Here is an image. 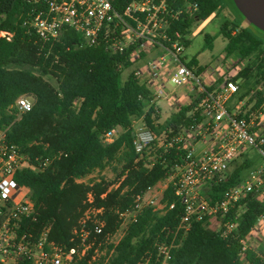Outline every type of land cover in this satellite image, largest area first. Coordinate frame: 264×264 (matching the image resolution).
<instances>
[{"label": "built area", "instance_id": "2783aa9c", "mask_svg": "<svg viewBox=\"0 0 264 264\" xmlns=\"http://www.w3.org/2000/svg\"><path fill=\"white\" fill-rule=\"evenodd\" d=\"M24 1L29 6L25 25L40 42L55 41L65 30H74L83 38L81 47L103 45L123 60L121 67L145 89L140 97L144 116L134 119L130 127L137 162L149 170L166 167L160 183L164 190L173 188L184 210L172 241L156 246L157 264L170 263L194 223H217L216 232L223 239L238 233L249 198L264 203V77L250 92L242 91L241 75L250 59L238 51L224 50L213 63L201 64L198 58L197 64L191 63L195 58L188 59L185 52L188 39L198 34L196 26L180 30L176 24L195 17L198 1L131 0L122 7L116 0ZM208 20H196V24ZM0 36L12 37L6 32ZM235 98L237 105L230 108ZM17 108L28 113L33 103L24 97ZM184 109H188L186 117L177 128L162 127ZM149 113L159 130L148 124ZM9 130L0 129V264H79L91 250L96 254L115 237L119 242L145 209L165 213L167 205L147 198L152 188L138 195L130 208L118 212L119 226L113 234L104 235L103 209L91 205L73 231L74 246L50 240L48 228L35 236L26 227L37 219L33 192L17 176L27 170L43 172L61 154L33 158L9 140ZM120 135V128H113L104 134L103 142L113 143ZM249 149L257 153L260 164L254 165L246 156ZM241 159L253 165L245 171L248 174L213 200V187L227 182ZM85 179L78 182L86 183ZM88 202L92 204V195ZM174 207L175 203L169 209ZM239 244L243 264H264V212Z\"/></svg>", "mask_w": 264, "mask_h": 264}, {"label": "trees", "instance_id": "16d2710c", "mask_svg": "<svg viewBox=\"0 0 264 264\" xmlns=\"http://www.w3.org/2000/svg\"><path fill=\"white\" fill-rule=\"evenodd\" d=\"M130 1L116 0L115 4L122 7ZM197 1L199 9L195 17L177 23L176 28H192L196 20H207L225 8L223 0ZM236 10L240 16L222 28V34L229 40L225 50L238 51L250 59L241 75L242 84L259 69L257 85L264 77V58L259 62L254 54L262 41L246 28L232 35L233 29L248 21L240 9ZM28 11L24 0H0V33L12 35L10 40L0 36V129L10 127L9 140L33 158L61 154L45 171H23L17 180L31 188L38 210L36 221L26 227L35 236L48 228L50 240L72 247L73 231L91 205L103 209L104 235L113 234L119 226L118 212L130 208L138 195H144L164 180L167 169L157 165L149 170L137 162L130 127L144 113L145 104L140 97L145 95V89L133 76L123 79V60L109 54L103 45L81 47L82 36L71 29L55 41L40 42L25 25ZM230 24L234 27L231 30ZM209 45L212 47L213 41ZM191 63L198 61L195 58ZM29 68L42 74L37 75ZM44 76L54 78L57 86ZM24 97L33 100V109L22 114L17 102ZM187 111L173 116L162 127L177 128ZM146 120L159 130L152 125L151 113ZM113 128H121L123 132L113 143H104V134ZM113 163L121 166L117 181L78 182ZM251 167L252 163L245 162L227 182L214 186L213 200L221 198ZM115 185L118 187L111 189ZM89 195L93 197L92 204L88 202ZM162 201L167 205L165 213L145 209L139 221L129 227L108 264H139L150 255L155 260L156 244L172 241L184 210L171 187L166 189ZM173 203L174 209H169ZM247 206L239 221V232L230 239L221 238L208 220L194 223L182 245L173 251L169 264H243L239 239L264 212V203L253 197ZM94 250L79 264H88ZM248 258L253 259L252 254Z\"/></svg>", "mask_w": 264, "mask_h": 264}, {"label": "rangeland", "instance_id": "374dc122", "mask_svg": "<svg viewBox=\"0 0 264 264\" xmlns=\"http://www.w3.org/2000/svg\"><path fill=\"white\" fill-rule=\"evenodd\" d=\"M223 3L225 5V8L219 15H213L209 18L207 22L200 23L199 25L196 24L195 26V32L198 34L194 38H190L187 41L186 45V52L185 55L188 59L198 58L199 62L201 64L210 63L213 61H216L218 58H221L223 56V53L225 52V48L229 43V40L224 37L222 34V28L224 27L225 23L232 22L233 19L238 18V12L236 9H239L237 3L235 0H223ZM233 27L232 24H230L229 29L231 30ZM250 29V24L243 23L240 28H235L232 30V35L239 34L242 29ZM229 30V31H230ZM252 32V31H251ZM252 34L258 38L253 32ZM3 37V36H1ZM60 38V37H59ZM259 39V38H258ZM213 41V46L211 47L209 45V42ZM255 57L257 58L259 62L262 61L264 58V43L262 42V45L260 48L255 52ZM256 58H254L256 60ZM18 69H23V67L18 66ZM30 70L34 71L37 75H41L42 73L35 68H29ZM129 75L128 71H125L123 74V79L126 80ZM261 72L258 70H255L251 79L249 81L244 82L243 84V90L244 92L248 91L250 92L252 89H254L256 86L257 80L260 78ZM46 80H48L52 85L57 86V81L50 77V76H44ZM26 98V97H25ZM29 100L33 103V100L29 98ZM237 99L235 98L228 106L230 108H233L237 105ZM144 116V113H142L141 116L137 117L140 118ZM8 128V127H5ZM123 130L120 128V133H122ZM247 157L254 160V165L260 164L261 160L258 157L257 153L253 149H249L247 151ZM244 160L237 161L233 168L232 172L239 168L241 165H243ZM253 166V165H252ZM121 172V166L117 163H113L109 167H107L103 171L96 170L91 175L86 177L85 182L87 184L94 183L98 180L105 179L109 182L117 181L118 176ZM248 174V172H246ZM245 173V175H246ZM118 187V185L112 186L111 189H114ZM166 190H164V185L162 183H159L154 187V189L147 194L148 199H156L157 201H160L162 205L163 204V197ZM161 213V212H159ZM216 228L219 229V225L217 223H214L211 225V229L216 231ZM115 233V232H114ZM127 232L125 233V235ZM124 235V237H125ZM123 237V238H124ZM122 238V239H123ZM122 239L118 241V239L115 237L111 240V242L104 243L102 247L98 250V252L95 254V252L92 254V259H90L88 264H108L109 261L114 257L115 250L117 245L122 241ZM117 242V244H113V242ZM160 244L159 242L156 244V246ZM89 255V254H88ZM87 255V256H88ZM86 256V257H87ZM82 259L81 261L85 260ZM139 264H157V260H153V255H150L149 257L145 258L142 262Z\"/></svg>", "mask_w": 264, "mask_h": 264}, {"label": "water", "instance_id": "95a60500", "mask_svg": "<svg viewBox=\"0 0 264 264\" xmlns=\"http://www.w3.org/2000/svg\"><path fill=\"white\" fill-rule=\"evenodd\" d=\"M246 19L264 31V0H235Z\"/></svg>", "mask_w": 264, "mask_h": 264}, {"label": "flooded vegetation", "instance_id": "af4514ba", "mask_svg": "<svg viewBox=\"0 0 264 264\" xmlns=\"http://www.w3.org/2000/svg\"><path fill=\"white\" fill-rule=\"evenodd\" d=\"M238 16H240L238 14ZM245 23L250 24L251 31L264 43V31L255 26L254 24L250 23L249 21H245Z\"/></svg>", "mask_w": 264, "mask_h": 264}]
</instances>
